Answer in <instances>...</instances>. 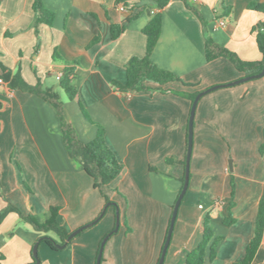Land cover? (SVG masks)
<instances>
[{"label": "crops", "instance_id": "obj_1", "mask_svg": "<svg viewBox=\"0 0 264 264\" xmlns=\"http://www.w3.org/2000/svg\"><path fill=\"white\" fill-rule=\"evenodd\" d=\"M34 1L0 0V76L20 71L27 83L58 91L79 138L90 142L97 128L85 118L82 105L105 128L108 145L123 163L121 174L105 187L118 207L107 208L103 218L62 250L40 243V264H96L103 239L116 226V209L121 224L107 239L101 264H158L186 177L193 105L173 90L200 93L244 77L227 58L206 60V38L243 60L262 59L254 28L264 22V13L250 4L264 5V0H170L150 10L147 4L155 0H133L139 5L124 11L117 0H42L54 13L51 24L37 22ZM152 10L162 15L152 61L195 86L172 82L163 86L165 91L125 92L114 85L126 83V63L145 54L142 30L155 14ZM218 19L226 25L216 27ZM112 25H125L116 39ZM72 64L78 100H68L60 87L64 69ZM0 100V213L14 206L45 220L50 207L58 206L59 220L70 232L100 217L105 198L82 164L69 156L54 106L31 92L11 90L1 77ZM263 196L260 77L216 88L199 99L188 189L163 264L185 262L202 240L207 212L211 244L216 241L217 247L215 258L210 260L208 253L204 264L242 260ZM230 211L234 222L227 225L223 219ZM39 238L16 212L8 213L0 223V264H32ZM253 264H264V238Z\"/></svg>", "mask_w": 264, "mask_h": 264}, {"label": "trees", "instance_id": "obj_2", "mask_svg": "<svg viewBox=\"0 0 264 264\" xmlns=\"http://www.w3.org/2000/svg\"><path fill=\"white\" fill-rule=\"evenodd\" d=\"M118 2L124 3L127 7L138 6L139 3L133 0H117ZM170 0H155L150 4H147L149 10L156 6L158 8H163L168 4ZM186 1V0H184ZM202 20V15L198 9L188 5ZM250 7L261 11L264 13V5L259 3H251ZM33 9L36 13V19L38 23L44 22L51 24L54 18V13L48 10L42 0H35L33 3ZM128 20H131L129 18ZM162 28V15L160 12L155 13L146 26L143 28V33L146 36V50L142 57H132L125 65L127 73L126 83H121L118 81L114 82V85L121 91H154L161 90L163 86L172 82H181L185 87L195 86L194 84L187 83L183 81L179 76L171 71L162 69L158 67L152 61L153 50L159 40ZM125 30V25H112L111 34L114 39L118 38L120 34ZM256 31V40L258 48L262 54V59L257 61H247L243 60L236 52L217 44L211 37L206 38L205 55L206 60L211 62L218 58H227L230 60L236 69L247 75H255L260 73L264 67V22L260 21L254 28ZM98 41V37L95 38L94 42ZM74 64L66 67L61 75L60 87L63 90L68 100H78V90L74 84L75 79V68ZM1 80L6 82L11 90H22L36 94L46 101L50 102L56 109L57 116L60 121V126L63 134L64 144L68 151L69 156L79 161L86 173L93 179L94 187L98 189L101 195L105 198L106 208L102 211V216L106 213L107 208L117 204L110 200L109 196L105 192V187L115 180L123 170V163L118 159L112 148L108 145L106 141V131L105 128L98 122L91 119L87 110L81 105V110L85 118L94 124L97 128L96 135L90 142H83L78 133L69 120L65 113L64 103L62 101L61 95L58 91L49 88L44 89L41 83L36 85H31L27 83L22 77L20 71L12 73L10 71L3 73ZM264 77V76H263ZM149 83H155L156 85H151ZM173 92L185 96L193 101L199 92L188 93L185 91L173 90ZM2 107V102L0 100V108ZM184 180V179H183ZM232 195H234L235 183L232 181ZM233 206V202L230 204V208ZM60 207L51 206L49 209V215L45 220L32 215L24 214L19 208L14 206L6 207L0 213V223L4 217L10 212H16L20 218L27 224H29L35 231L40 234V243H45L52 250L59 251L68 246L76 237H78L85 230L78 233L74 238L68 240L70 231L62 224L59 220ZM101 216V217H102ZM100 217V218H101ZM211 214L207 212L203 220V237L201 242L197 247L192 249L185 258L183 264H204L208 253L210 260H213L216 256V241L211 244V239L213 237V228L211 224ZM223 222L227 225L234 222L231 211L223 219ZM126 223L128 231L131 227ZM109 234V233H108ZM107 234V235H108ZM114 234V233H112ZM111 234V235H112ZM106 235V236H107ZM110 235V236H111ZM109 236V237H110ZM108 237V238H109ZM264 238V196L262 197L258 213L256 217L255 232L252 239L249 241L246 247L245 256L242 260L235 262L234 264H253L254 257L260 244ZM65 245L63 248L59 246ZM40 257V256H39ZM32 258L35 261L33 250Z\"/></svg>", "mask_w": 264, "mask_h": 264}, {"label": "water", "instance_id": "obj_3", "mask_svg": "<svg viewBox=\"0 0 264 264\" xmlns=\"http://www.w3.org/2000/svg\"><path fill=\"white\" fill-rule=\"evenodd\" d=\"M263 76H264V67H263V70L260 73H258V74L247 75V76L241 77V78H239V79H237L235 81L229 82L227 84L215 85L213 87H210L209 89L201 91L200 93H198V95L196 96L195 100L193 101L191 115H190V120H189L188 151H187V159H186V177H185V181H184V185H183L182 191H181V193H180V195H179V197H178V199H177V201L175 203L174 209H173V214H172V218H171V222H170V227H169V230H168V235H167V238H166V241H165L162 253H161L160 260L158 261V264H163L164 263V259H165V256H166V253H167V250H168V246H169L170 239H171V236H172V232H173V229H174L176 217H177V214H178V209H179L181 201H182V199H183V197H184V195H185V193H186V191L188 189L189 172H190V158H191V154H192V144H193L194 116H195L196 106L198 104L199 99L205 93H207V92H209L211 90H214L216 88H220V87H223V86H232V85H235V84H239V83L250 81L252 79L260 78V77H263ZM102 214L100 215V217L102 216ZM100 217H98L94 221L89 222V223H87L85 225H82V226L78 227L77 229H75L74 231H72L70 233V235H69L68 240H71L72 238H74L81 231H83L86 228H89V227L93 226L94 224H96ZM120 224H121V222H120V211H119V209H116V226L103 239V241L101 243V246H100V250H99V254H98V258H97L96 264H101V258H102L104 245H105L108 237L112 233L117 232L119 230ZM39 244H40V241L38 240L36 242V244L34 245V247H33V255H34L35 261L32 264H40V262H41L40 257H39ZM63 247H65V245L59 246V248H63Z\"/></svg>", "mask_w": 264, "mask_h": 264}, {"label": "built area", "instance_id": "obj_4", "mask_svg": "<svg viewBox=\"0 0 264 264\" xmlns=\"http://www.w3.org/2000/svg\"><path fill=\"white\" fill-rule=\"evenodd\" d=\"M120 10L124 11L126 10V5L124 3H121L118 7ZM152 13H155L154 10H152ZM226 25V20L225 19H218L217 23H216V27H224ZM222 201L217 200L215 202V204H221ZM200 207H202V205H200Z\"/></svg>", "mask_w": 264, "mask_h": 264}, {"label": "rangeland", "instance_id": "obj_5", "mask_svg": "<svg viewBox=\"0 0 264 264\" xmlns=\"http://www.w3.org/2000/svg\"><path fill=\"white\" fill-rule=\"evenodd\" d=\"M63 94H64V93H63ZM64 96H66V95L64 94ZM105 206H106V205H105ZM101 214H102V213H101ZM101 214H100V215H101ZM105 214H106V213H105ZM105 214H104V215H105ZM104 215H103L101 218H103ZM81 234H82V233H81ZM81 234H80V235H81ZM39 256H40V252H39ZM40 259H41V256H40ZM41 260H42V259H41ZM124 262H126V261H124ZM147 262H148V261H130L131 264H146Z\"/></svg>", "mask_w": 264, "mask_h": 264}]
</instances>
